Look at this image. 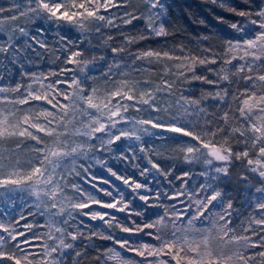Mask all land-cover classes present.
I'll return each instance as SVG.
<instances>
[{
	"label": "snow or ice",
	"instance_id": "1",
	"mask_svg": "<svg viewBox=\"0 0 264 264\" xmlns=\"http://www.w3.org/2000/svg\"><path fill=\"white\" fill-rule=\"evenodd\" d=\"M202 3H0V264H264V0Z\"/></svg>",
	"mask_w": 264,
	"mask_h": 264
},
{
	"label": "trees",
	"instance_id": "2",
	"mask_svg": "<svg viewBox=\"0 0 264 264\" xmlns=\"http://www.w3.org/2000/svg\"><path fill=\"white\" fill-rule=\"evenodd\" d=\"M170 8V25L176 32L175 37H169V42L173 40L177 43L183 41L188 43L197 35L203 32H216L219 29L226 28V25L219 24L213 12L222 16H229L228 13L220 9H212V5L202 3V0H167ZM232 3L242 6L241 0H231ZM203 19L204 25L197 23ZM238 19V18H236ZM51 35V33H49ZM148 43V42H145ZM155 46V41L152 42ZM198 94V93H197ZM163 163H171V161H162ZM115 166H122L120 162H115ZM99 172V169H97ZM98 223V222H97Z\"/></svg>",
	"mask_w": 264,
	"mask_h": 264
},
{
	"label": "rangeland",
	"instance_id": "3",
	"mask_svg": "<svg viewBox=\"0 0 264 264\" xmlns=\"http://www.w3.org/2000/svg\"><path fill=\"white\" fill-rule=\"evenodd\" d=\"M0 3H2V4H7V3H8V0H0ZM45 27H46V26H45ZM71 35L73 36V38H75V35H76V34H75V32H72ZM113 147H115V146H113ZM107 155H108V154H105L106 158H107ZM115 162H116V161H114V160H111V159L109 160V163H110V164H114ZM97 169H99V168L97 167Z\"/></svg>",
	"mask_w": 264,
	"mask_h": 264
}]
</instances>
